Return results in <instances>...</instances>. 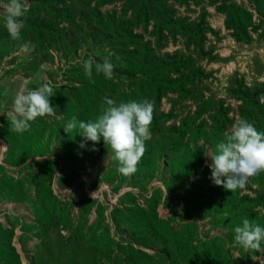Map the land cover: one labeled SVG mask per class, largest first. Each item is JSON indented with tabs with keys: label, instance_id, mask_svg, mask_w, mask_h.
Returning <instances> with one entry per match:
<instances>
[{
	"label": "rangeland",
	"instance_id": "obj_1",
	"mask_svg": "<svg viewBox=\"0 0 264 264\" xmlns=\"http://www.w3.org/2000/svg\"><path fill=\"white\" fill-rule=\"evenodd\" d=\"M22 19L18 40L0 21V264H264L234 241L264 227V171L230 192L206 154L240 118L264 132V0H28ZM109 52L113 79L88 78L78 61ZM48 81L56 114L13 131L16 93ZM105 97L154 102L134 174L63 130Z\"/></svg>",
	"mask_w": 264,
	"mask_h": 264
},
{
	"label": "clouds",
	"instance_id": "obj_2",
	"mask_svg": "<svg viewBox=\"0 0 264 264\" xmlns=\"http://www.w3.org/2000/svg\"><path fill=\"white\" fill-rule=\"evenodd\" d=\"M28 11V0H7L0 5V21L9 36L18 40L24 27L22 19ZM109 52L102 61L89 55L87 59L78 61L82 64L84 74L92 78L93 72L102 74L112 80L115 65L111 62ZM50 81L35 89H28L26 84L16 93L13 100L11 126L17 133L30 129L32 121L37 117L55 115L50 97L54 96ZM106 107L94 121H79L73 116L64 127L69 134L76 131L83 139L80 149L96 151L95 145L103 139L113 151L112 159L118 163V171L125 175L134 174L146 151V141L151 140L150 126L153 120L154 102L149 99L141 101H121L117 103L111 98H104ZM92 147L87 148V142ZM211 164L209 179L216 186L232 191L244 188L249 179L264 171V132L258 131L255 123L247 118L236 120L225 133V137L216 145L215 152H208ZM234 241L244 249H252L264 253V227L244 218L234 228Z\"/></svg>",
	"mask_w": 264,
	"mask_h": 264
}]
</instances>
